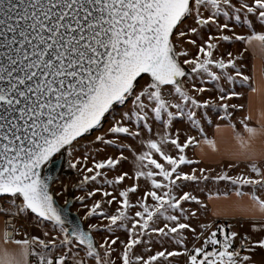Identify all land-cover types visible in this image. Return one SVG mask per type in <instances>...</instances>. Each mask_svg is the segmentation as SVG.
Instances as JSON below:
<instances>
[{"label": "snow or ice", "instance_id": "obj_1", "mask_svg": "<svg viewBox=\"0 0 264 264\" xmlns=\"http://www.w3.org/2000/svg\"><path fill=\"white\" fill-rule=\"evenodd\" d=\"M222 43L243 47L225 58ZM213 126L234 143L199 167L188 151L220 153ZM65 158L73 187L97 185L74 198L80 220L58 202L67 186L52 188ZM197 192L246 197L233 208L249 230L199 221ZM0 216L17 246L0 245V264H251L264 249V0H0ZM20 219L42 235L16 239Z\"/></svg>", "mask_w": 264, "mask_h": 264}, {"label": "rangeland", "instance_id": "obj_2", "mask_svg": "<svg viewBox=\"0 0 264 264\" xmlns=\"http://www.w3.org/2000/svg\"><path fill=\"white\" fill-rule=\"evenodd\" d=\"M238 31H240V30L238 29ZM185 47H187L189 49V51H190V53L192 55H195L196 48H194L192 45H189V44H185ZM242 47L243 46L242 45H239V44L222 43L221 46H220V52H218L217 55L219 56L221 54H224L225 55V58H227V56H226V52L227 51H231V52H233L235 54V52L238 49L242 48ZM246 56H247V62H248V67H249V71H250L251 65L253 63L251 52L250 51L247 52L246 53ZM209 87H211V85H209ZM215 96H216V93L215 92H206V93L203 94V96H201V99H205V98H208V97H213L214 98ZM231 103H244V100H232ZM240 113L241 112H237L236 115L238 116ZM218 122L219 123H222V122H225V121H218ZM176 126L177 127H180L181 125H180L179 122H177V125ZM211 129H212V127H207L206 128V133L209 134L210 131H211ZM193 134H195V133H193ZM87 139H91V137H87ZM82 151H84V150L81 149V151L77 152L76 155L77 156L81 155V152ZM116 154H118V150L117 149H115L113 147H108L105 151L100 152L97 155V159H103V158H106L109 155H116ZM188 154H189L190 157L194 158V155H193V147L189 149ZM125 155H130V154L127 153V152H125ZM130 160H131V157H130L129 161L123 163L117 169L116 172H110L109 173V178H111L112 176L118 174L119 171H130V169H131ZM87 164H88V166H91V159L87 162ZM63 165L64 166L61 168V170H60V172L58 174V180H57L56 183H54L52 185V188H53L54 191L60 192L61 191V188L58 185L59 184L66 185L67 186V192L64 193L63 195L57 197L58 201L62 204L63 201H64V199H68L69 196H72V198H73V206H72V209L79 214L80 218H83L84 215H85L86 209L83 208L81 206L80 202L76 201L74 198L77 197V196H80V195H86V192L88 190H91L93 187H96L97 185L89 184L83 190H80V189H77V188L73 187V185L78 182L79 175H78V173H77L76 170L67 168L66 158H65V160L63 162ZM199 167H206V166H204V165L201 164V165H199ZM132 182L133 181H131V180H126L125 183H124V185H121V187L130 185ZM209 187H211V185H209ZM220 187L223 188L224 185L222 184V185H220ZM108 190L111 191V189H108ZM248 190L249 189H245V191H248ZM196 194L200 196L201 200H203L204 204L206 205V208L202 211V214L198 217V220L201 221V222H205V223H212V228H214L216 225H215V223H213L212 219L210 218V216L208 214L207 203H206L207 202V199H208L207 195L206 194H203V193H199V192H197ZM99 199H101V195L100 194H97L94 197L87 198L84 201V203L90 206L95 200H99ZM134 199H135V197H133V200ZM115 207H116V204L114 203L109 208V211H114ZM192 207H196V205H192ZM88 223H97V220H95V219H89L88 221H86L84 223L85 227H87V224ZM192 223H193V226H195L196 223H197V221L194 220ZM219 223H229V224H232L234 227L231 230H236V227H235L236 225H235L234 222H217L216 224H219ZM28 224L30 225L29 222H28ZM243 226H244V224H243ZM212 228H210L209 231H211ZM199 231H200V229L197 228V232H199ZM94 235L97 238H99L102 235V233H94ZM119 235H121V237L124 238V235L125 234L123 232H121V233H119ZM187 235L189 236V246H191L192 233L191 232H188ZM205 235H207V233H205ZM200 243H202V240L201 241H196L197 246H199ZM154 250H159V246L158 245H155L154 246Z\"/></svg>", "mask_w": 264, "mask_h": 264}, {"label": "crops", "instance_id": "obj_3", "mask_svg": "<svg viewBox=\"0 0 264 264\" xmlns=\"http://www.w3.org/2000/svg\"><path fill=\"white\" fill-rule=\"evenodd\" d=\"M244 103H247L246 99L244 100ZM247 110L242 111L238 117L246 115ZM227 123V121L222 122ZM254 123V121H253ZM209 138L215 139L217 141V147L220 149V153H213L211 149L207 148L205 146V152L207 153L206 156L202 157V154L200 152L199 148L193 147V155L195 159H203L204 163L202 165L206 167H214L215 165L211 164L210 161L214 159H219L221 158V154L228 148L232 146L234 143L232 135L230 131H223L221 133H217L214 129V126L212 127L211 131L209 134H207ZM244 165L241 164L240 168H243ZM240 168L237 169V171L240 170ZM222 185V184H221ZM207 209H208V214L210 218L212 219L213 222H215V225L217 222H234L235 225L238 224V222H243L244 226L242 228H237L236 230L243 233L247 230H249L250 227V214L240 212L238 210H235L233 208V205L236 203H240L241 205H248L250 201L245 197V198H237L234 195H230L229 199H207ZM227 210L229 213V216L226 218L225 216H216L214 215L218 211H224ZM3 217L0 216V245L7 247L10 250H15L17 246L14 243H7L4 244L3 241ZM31 233H34L36 235H42L41 232L35 228L29 225V231ZM16 239H23V235L20 237H17ZM251 257V264H264V249H261L259 247L255 248L252 253L249 254Z\"/></svg>", "mask_w": 264, "mask_h": 264}, {"label": "water", "instance_id": "obj_4", "mask_svg": "<svg viewBox=\"0 0 264 264\" xmlns=\"http://www.w3.org/2000/svg\"><path fill=\"white\" fill-rule=\"evenodd\" d=\"M64 161H62L61 163L63 164ZM62 167H59V166H55L52 168L50 174H52L53 176H58L60 170H61ZM68 200L70 201L69 205H68V208H69V215L70 217L73 219V220H80V216L77 212H75L73 209H72V206H73V198L72 196H69L68 197ZM59 202V201H58ZM60 203V202H59ZM85 226V225H84Z\"/></svg>", "mask_w": 264, "mask_h": 264}, {"label": "built area", "instance_id": "obj_5", "mask_svg": "<svg viewBox=\"0 0 264 264\" xmlns=\"http://www.w3.org/2000/svg\"><path fill=\"white\" fill-rule=\"evenodd\" d=\"M17 223H18V226H20V232H21V234H17L15 236V238L22 236V233L24 231H29V224H28L27 221H25L23 219H20L19 221H17ZM13 231H15V230H13Z\"/></svg>", "mask_w": 264, "mask_h": 264}]
</instances>
